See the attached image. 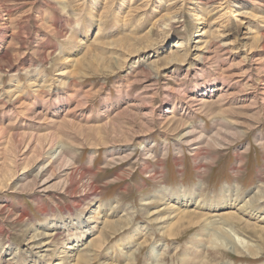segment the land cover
Returning <instances> with one entry per match:
<instances>
[{
	"label": "rangeland",
	"instance_id": "1",
	"mask_svg": "<svg viewBox=\"0 0 264 264\" xmlns=\"http://www.w3.org/2000/svg\"><path fill=\"white\" fill-rule=\"evenodd\" d=\"M0 23V264L63 263L78 222L105 236L93 264H264V202L243 207L264 199V0H0ZM227 214L253 256L205 235Z\"/></svg>",
	"mask_w": 264,
	"mask_h": 264
},
{
	"label": "bare ground",
	"instance_id": "2",
	"mask_svg": "<svg viewBox=\"0 0 264 264\" xmlns=\"http://www.w3.org/2000/svg\"><path fill=\"white\" fill-rule=\"evenodd\" d=\"M1 24V23H0ZM3 24H5V23H3ZM1 26H3V25H1ZM5 26H6V24H5ZM0 35H1V33H0ZM38 47V46H37ZM35 50V49H34ZM138 52V51H137ZM129 55V54H128ZM67 82V81H66ZM44 88V87H43ZM42 88V89H43ZM264 88V87H263ZM38 92V91H37ZM16 99V98H15ZM205 100V99H204ZM6 101V100H5ZM14 101V100H13ZM12 101V102H13ZM190 101H192L194 104H202L203 103V98L202 97H190ZM204 104V103H203ZM25 105V104H24ZM204 106V105H203ZM19 107V106H18ZM27 107V106H26ZM22 108V107H21ZM197 108V107H196ZM198 108H199V106H198ZM201 108V107H200ZM199 108V109H200ZM196 110H198V109H196ZM169 111V110H168ZM37 114V113H36ZM33 116V115H32ZM142 116V115H141ZM146 116V115H145ZM144 116V117H145ZM35 117H37L36 115H35ZM40 117H41V115H40ZM33 118V117H32ZM39 118V117H38ZM146 118V117H145ZM165 119V118H164ZM167 119V118H166ZM161 121V120H160ZM165 121V120H164ZM163 124V123H162ZM13 128V127H12ZM5 129V128H4ZM2 131V130H1ZM0 131V132H1ZM3 132H4V130H3ZM2 133V132H1ZM189 134V133H188ZM29 135V134H28ZM197 141V140H196ZM51 147V146H50ZM50 150H52V148H49ZM55 151H56V148L54 149ZM54 151V152H55ZM148 152V151H147ZM55 155V157H61V159L63 158L62 156H61V149H58V151H57V154H54ZM197 155V154H196ZM52 157V156H51ZM60 159V160H61ZM64 159V158H63ZM56 160V159H55ZM62 161H64V160H62ZM62 161H60V162H62ZM196 161V160H195ZM65 162V161H64ZM200 162V161H199ZM198 162V166H197V169H199L202 165L200 164ZM66 163V162H65ZM68 164V163H67ZM70 166H72V164H70ZM70 166H66V164H65V168L66 167H70ZM74 167V166H73ZM203 167V166H202ZM70 168H72V167H70ZM69 169V168H68ZM72 170V169H71ZM76 170V169H75ZM74 170V171H75ZM77 173H79L78 171H77ZM67 174V173H66ZM75 175H77V174H74L73 172H72V174L70 175L69 174V180H70V183L69 184H71V185H75L76 183H78V182H75ZM89 176V175H88ZM81 177V176H80ZM79 178H77L76 180H78ZM80 180V179H79ZM79 183H81V182H79ZM87 182L85 181H83L81 184L82 185H85ZM88 183H90V182H88ZM68 185V184H67ZM73 185V186H74ZM81 185V186H82ZM88 185V184H87ZM86 185V186H87ZM89 186V190L90 191H93L94 190V187L91 185V183L88 185ZM87 186V187H88ZM69 187V186H68ZM77 187H78V184H77ZM80 187V186H79ZM73 188V187H72ZM81 188V187H80ZM71 191L72 190H74V189H76V187L74 188V189H71V187L69 188ZM82 189H85L86 190V188H82ZM93 189V190H92ZM188 189V191L189 192H191L192 193V190H190L189 188H187ZM77 190V189H76ZM228 190H230L231 191V193H229L228 192ZM238 190V188L236 187L235 188V190H233L232 188H230V187H226V186H224L223 187V189H222V193H220V195L218 196V197H222V199H221V201H219L217 204H215V208H214V210L215 209H218L219 207H223V206H231V204H233V203H231V201L233 200V199H235V197H234V193L232 194V192H235V191H237ZM44 191V190H43ZM70 191V192H71ZM79 191H81V190H79ZM165 191H166V193H165ZM165 191L163 190V197L165 198V196L166 195H169V196H171V192H170V189H168V190H166L165 189ZM179 191V195H181L182 196V198H183V201H180L179 200V202L178 201H173V202H175L176 203V205H178V206H180L181 208H182V206H185L184 204H187L188 202H191V200H192V198L193 197H190V194L188 193L187 194V196H185L186 194L183 192V190L182 189H179L178 190ZM85 192V191H84ZM165 193V194H164ZM171 193V194H170ZM182 193V194H181ZM223 193H224V196H223ZM84 194H86V193H84ZM70 195H71V193H70ZM83 195V194H82ZM198 195V194H197ZM222 195V196H221ZM250 195V194H249ZM158 197V196H157ZM216 198V197H215ZM214 198V199H215ZM247 198V197H246ZM259 198V195L258 194H256V192H254L253 193V195H251L250 197H248V199H246V202H245V204L243 205V207H247V205H251V204H253L254 203V201H258V202H260V203H263L264 202V199L263 200H259L258 199ZM79 201V200H78ZM197 201H199V200H197ZM233 202H235V201H233ZM196 205V204H195ZM200 207H207L208 205L206 204V203H202L201 205L200 204H198ZM197 206V205H196ZM209 207H213V206H209ZM174 208H177L176 206H174ZM244 210V209H243ZM186 211V210H185ZM249 211H251V210H249ZM190 214H191V212H190ZM251 214V213H250ZM253 214V213H252ZM184 215V214H183ZM199 215V214H198ZM187 216V215H186ZM197 216V215H196ZM124 220V219H123ZM114 221V220H113ZM117 221V220H116ZM203 221H204V223H205V231H206V236H208L209 234L208 233H210L211 232V230H213V231H215L216 233H217V235H219L220 237H221V239H219V240H217V241H214L216 244H215V246H217V247H221V248H224L225 250H228V251H230V252H235V253H240V250H238V245H237V242H239L241 245H244L243 247H244V249H245V251L244 252H246V254H248L249 256L250 255H254V253H252V251L250 250V248H248V246H250L249 245V243L247 242V241H244V240H242L241 238H239V235H238V231L236 230V227H234V223L236 224V223H238V222H240V217H238V215H234V214H227V215H225V216H223V217H219L218 219H211V220H209V218L208 217H204V219H203ZM112 222V221H111ZM60 223L62 224V225H59V226H61V227H63V228H65L64 226H65V223H64V221H60ZM103 223V222H102ZM105 223H106V221L104 222V225H105ZM78 224V226L76 227V230L77 231H79L77 234H78V236L77 237H75V239L76 240H73V238H70V239H67L66 238V240L65 241H69V242H64V241H62L61 242V246L62 247H64V249L61 251V253H63V256L61 255V258H63V260H64V262L62 263V259L60 260L61 261V263L62 264H93V262H94V259H95V257H94V255L93 254H95L103 245V243H102V241L100 240V239H102V237H104L105 238V236H104V234H102L103 236H101V237H98V239L97 240H93V241H91V240H89L87 243H82V240H80V239H78V238H80V235L82 236V235H84L85 233H86V229H84L83 227H84V225L81 223V222H78L77 223ZM108 224V223H107ZM118 224V223H117ZM123 224V223H122ZM52 225H56V223H53ZM52 225L50 224V226L49 227H52ZM110 225V224H109ZM112 225V224H111ZM124 225V224H123ZM58 226V225H57ZM57 227V231H54V233H51L50 234V236L53 234V236H56L57 234H62V228H60V227ZM107 225H105V227H106ZM119 226H120V224H119ZM103 227V226H102ZM56 228V227H55ZM54 228V229H55ZM115 228V227H114ZM122 228V227H121ZM120 228V229H121ZM202 228V227H201ZM243 228H251L253 231H255V227L254 226H251V224H249L248 222H246V223H244L243 224ZM61 229V230H60ZM70 229L71 228H69V229H67V231H66V233L68 234V235H70L71 233H70ZM115 229H117V228H115ZM119 229V228H118ZM112 230V229H111ZM101 231V230H100ZM116 231V230H115ZM210 231V232H209ZM50 233V232H49ZM65 233V234H66ZM75 233V232H74ZM82 233V234H81ZM103 233V232H102ZM98 234H100V233H98ZM42 235V234H41ZM45 235L47 236V235H49V234H46L45 233ZM75 235V234H74ZM213 235V234H212ZM44 236V235H43ZM49 236V237H50ZM98 236H100V235H98ZM169 236H171V235H169ZM52 237V236H51ZM57 237V236H56ZM93 238H96V236H94ZM103 238V239H104ZM212 238V237H211ZM50 240V239H49ZM30 242V241H29ZM51 242V241H50ZM48 240H46L45 241V243L43 244V245H45L46 243L48 244V243H50ZM75 242V243H74ZM82 243V244H81ZM41 246V245H40ZM39 246V247H40ZM200 246H202V245H200ZM212 247H214V246H212ZM240 247H242V246H240ZM211 249V248H210ZM243 249V250H244ZM158 250V249H157ZM157 250H154V247L153 248H151V250H150V255L151 256H149V257H146V262H145V264H156V258L159 256V254L160 253H158V251ZM199 250V249H198ZM205 252V251H204ZM210 252H211V250H210ZM209 252V253H210ZM242 252V251H241ZM201 253V252H200ZM207 253H208V251H207ZM207 253H205L206 255H207ZM213 253V252H212ZM194 254V253H193ZM215 254V253H214ZM123 255V254H122ZM96 256V255H95ZM133 256H134V251H130V250H127V254H126V258H125V260H126V262L128 263V262H130V261H133ZM196 256V255H195ZM212 256H215V255H212ZM58 257H60V256H58ZM58 257H56V258H58ZM194 257V256H193ZM191 258V257H190ZM136 260V259H135ZM183 260V259H182ZM187 260V259H186ZM193 260V259H192ZM199 261V260H198ZM198 261H193L192 263H189V264H209L208 262H205V260H202V261H200V262H198ZM137 262V261H136ZM136 262H135V264H136ZM211 262V261H210ZM60 263V264H61ZM126 263V264H127ZM56 264V263H55ZM59 264V263H58ZM103 264V263H102ZM225 264H227V263H225ZM228 264H230V263H228Z\"/></svg>",
	"mask_w": 264,
	"mask_h": 264
}]
</instances>
